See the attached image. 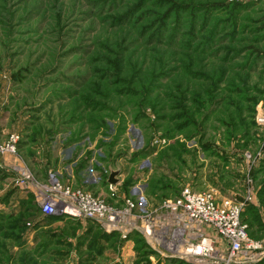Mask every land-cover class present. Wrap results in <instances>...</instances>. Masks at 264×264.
<instances>
[{"label": "rangeland", "instance_id": "obj_1", "mask_svg": "<svg viewBox=\"0 0 264 264\" xmlns=\"http://www.w3.org/2000/svg\"><path fill=\"white\" fill-rule=\"evenodd\" d=\"M11 133L0 264H188L127 247L134 234L109 220L126 198L143 215L185 187L243 203L260 247L241 264H264V0H0V136ZM51 174L107 218L43 213Z\"/></svg>", "mask_w": 264, "mask_h": 264}, {"label": "built area", "instance_id": "obj_2", "mask_svg": "<svg viewBox=\"0 0 264 264\" xmlns=\"http://www.w3.org/2000/svg\"><path fill=\"white\" fill-rule=\"evenodd\" d=\"M20 140L18 133L0 136V166L7 155H18ZM109 186L117 195V185ZM36 197L42 212L48 215L73 212L96 220L107 218L108 208L98 197L83 188L64 185L54 174ZM140 201L142 206L145 200ZM136 203L135 198H126L121 207L115 206L110 224L125 234L143 236L163 257H178L188 264H241L245 255L260 247L242 219L244 204L218 196L213 190L200 192L185 187L176 197L166 199L160 210L143 215L135 213ZM195 237L200 241L190 243Z\"/></svg>", "mask_w": 264, "mask_h": 264}, {"label": "crops", "instance_id": "obj_3", "mask_svg": "<svg viewBox=\"0 0 264 264\" xmlns=\"http://www.w3.org/2000/svg\"><path fill=\"white\" fill-rule=\"evenodd\" d=\"M136 236H140V238H142L144 244H146L147 247L149 248L148 256L151 257V258H153L154 255H156V254H153V251H152L151 247L148 245L146 239H145L143 236H141V235H136ZM137 239H138V238H136V237H130L129 240H128V243H131V245H130V244H128V245L126 244L127 247L133 248V247H134V244L137 245V243H139V242L137 241ZM140 242H141V241H140ZM123 255H125V254H123ZM165 258H167V260L171 259L170 257H165ZM171 260H173V259H171ZM184 263H186V262L184 261Z\"/></svg>", "mask_w": 264, "mask_h": 264}, {"label": "water", "instance_id": "obj_4", "mask_svg": "<svg viewBox=\"0 0 264 264\" xmlns=\"http://www.w3.org/2000/svg\"><path fill=\"white\" fill-rule=\"evenodd\" d=\"M119 174V171H112L110 176H109V179H108V182L109 183H117L118 182V178L116 177L117 175Z\"/></svg>", "mask_w": 264, "mask_h": 264}, {"label": "trees", "instance_id": "obj_5", "mask_svg": "<svg viewBox=\"0 0 264 264\" xmlns=\"http://www.w3.org/2000/svg\"><path fill=\"white\" fill-rule=\"evenodd\" d=\"M128 186H129V185H128ZM179 194H180V193H179ZM133 237L138 238L137 241H138L139 243H140V241H141V243L144 244V242H143L142 238H140V236H136V235H134ZM144 246L146 247V244H144Z\"/></svg>", "mask_w": 264, "mask_h": 264}]
</instances>
